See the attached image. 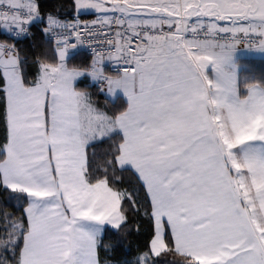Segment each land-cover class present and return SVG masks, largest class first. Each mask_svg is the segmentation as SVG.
<instances>
[{"label":"snow or ice","instance_id":"obj_1","mask_svg":"<svg viewBox=\"0 0 264 264\" xmlns=\"http://www.w3.org/2000/svg\"><path fill=\"white\" fill-rule=\"evenodd\" d=\"M257 60L264 0H0V264H264Z\"/></svg>","mask_w":264,"mask_h":264},{"label":"trees","instance_id":"obj_2","mask_svg":"<svg viewBox=\"0 0 264 264\" xmlns=\"http://www.w3.org/2000/svg\"><path fill=\"white\" fill-rule=\"evenodd\" d=\"M253 70L255 71V73L260 74L261 72H264V63H262L261 61L257 60L254 65H253ZM176 258L173 257H168L169 261H172Z\"/></svg>","mask_w":264,"mask_h":264}]
</instances>
